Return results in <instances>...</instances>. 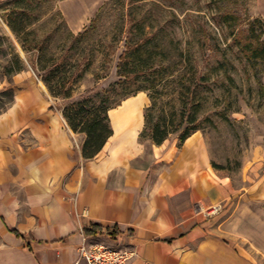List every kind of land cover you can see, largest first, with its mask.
Instances as JSON below:
<instances>
[{
  "label": "rangeland",
  "instance_id": "rangeland-1",
  "mask_svg": "<svg viewBox=\"0 0 264 264\" xmlns=\"http://www.w3.org/2000/svg\"><path fill=\"white\" fill-rule=\"evenodd\" d=\"M12 1L0 0V113L12 104L14 77L30 72L46 89V108L66 120V105L104 93L120 79L121 55L138 45L151 57L144 66L150 79L133 82L127 96L114 94L119 104L109 115L143 96V124L134 144L125 141L116 155L124 150L151 161L149 130L140 136L146 113L151 125H168L164 142L175 153L186 141L180 136L187 125L196 126L191 135L199 137L207 159V192L223 194L221 203L197 207L207 216L226 217L239 200H251L242 193L264 167V0H26L29 27L21 37L7 22ZM152 79L159 81L155 100L151 90H135ZM182 84L200 92L187 100V109ZM193 114L197 120L190 123ZM216 204L221 207L211 214Z\"/></svg>",
  "mask_w": 264,
  "mask_h": 264
},
{
  "label": "crops",
  "instance_id": "crops-1",
  "mask_svg": "<svg viewBox=\"0 0 264 264\" xmlns=\"http://www.w3.org/2000/svg\"><path fill=\"white\" fill-rule=\"evenodd\" d=\"M12 87L0 113V264H74L93 224L102 230L88 241L135 248L132 264H264V167L242 193L248 203L207 216L197 205L221 203L223 194L207 192L196 134L176 153L151 142L147 162L113 155L112 142L86 159L84 137L46 108L38 78L20 73Z\"/></svg>",
  "mask_w": 264,
  "mask_h": 264
},
{
  "label": "trees",
  "instance_id": "trees-1",
  "mask_svg": "<svg viewBox=\"0 0 264 264\" xmlns=\"http://www.w3.org/2000/svg\"><path fill=\"white\" fill-rule=\"evenodd\" d=\"M14 7L10 10L7 17V22L11 27L12 31L21 37L27 33V28L29 27V21L25 12L26 0H13ZM149 39V38H148ZM151 57H149L150 60ZM148 58L142 49L136 45H129L125 52L121 55V62L118 64V75L120 79L113 82L109 89H106L104 93L96 92L92 95L82 97L81 99L74 101L64 107V117L68 121L71 128L78 133L85 134V139L82 144V154L86 159L94 158L104 147L107 140L113 135V127L110 120L109 110L119 104V101L115 99L114 94L122 93V97L130 94L128 88L134 82L142 81L144 79L149 80L150 77L147 76L146 65ZM145 66V67H144ZM151 65L150 67H152ZM144 79H143V78ZM152 83L141 84L136 87L135 90L149 89L152 91L150 97L155 100L158 94V83L156 79L151 80ZM61 93V92H60ZM65 96H70L68 91L64 92ZM181 94L184 105L183 107L187 109V100L191 99L200 94L197 87L194 89L190 85L182 84L179 90ZM155 102V101H154ZM197 106H195L196 108ZM184 109V110H185ZM148 113H146L145 120L146 124L142 130L140 136L149 130V138L155 144H162L170 132L168 125L164 124V128L161 129V123L154 125L150 124ZM196 116L193 114L189 118V122H195ZM196 126H188L180 136L181 141H185L195 130ZM102 230V226L99 224H93L91 227H85L84 232L86 236H92ZM18 235H22L19 231L14 230ZM108 233L113 234L114 231H110L108 228Z\"/></svg>",
  "mask_w": 264,
  "mask_h": 264
},
{
  "label": "built area",
  "instance_id": "built-area-1",
  "mask_svg": "<svg viewBox=\"0 0 264 264\" xmlns=\"http://www.w3.org/2000/svg\"><path fill=\"white\" fill-rule=\"evenodd\" d=\"M220 207V204L214 205L211 214L217 213ZM136 256L137 250L133 247L104 242L90 243L84 236L74 264H132Z\"/></svg>",
  "mask_w": 264,
  "mask_h": 264
},
{
  "label": "bare ground",
  "instance_id": "bare-ground-1",
  "mask_svg": "<svg viewBox=\"0 0 264 264\" xmlns=\"http://www.w3.org/2000/svg\"><path fill=\"white\" fill-rule=\"evenodd\" d=\"M143 103V96H135L133 99L128 100L120 109H113L110 113L116 129L115 134L111 137L113 144H111L110 149L113 155L116 154L117 147L121 146L125 141L134 144L138 129L143 124Z\"/></svg>",
  "mask_w": 264,
  "mask_h": 264
}]
</instances>
